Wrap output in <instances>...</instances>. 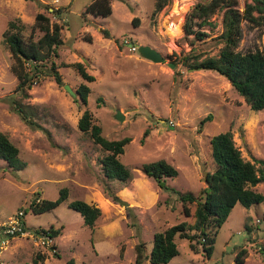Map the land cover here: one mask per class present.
<instances>
[{
  "label": "rangeland",
  "instance_id": "374dc122",
  "mask_svg": "<svg viewBox=\"0 0 264 264\" xmlns=\"http://www.w3.org/2000/svg\"><path fill=\"white\" fill-rule=\"evenodd\" d=\"M93 1L0 0V132L17 144L26 164L22 169L12 168L0 159V223L23 210L30 230L64 226L63 234L55 239L56 251L39 246L32 238H12L2 253L5 264H34L37 254L44 255L40 264H68L71 258L76 264H136L138 244H144V253L149 254L156 232L194 220L184 213L178 193L162 189L143 171L144 163L168 161L179 174L168 178L167 185L199 195L207 186L206 172L215 167L212 136L231 130L247 160L264 159V109L252 110L217 71L190 69L183 63L190 53L219 55L222 12L209 19L212 28L205 27H210V34L199 40L186 34L185 23L201 0H170L156 14L155 0H111L113 13L107 17L86 12ZM239 1L244 9L246 0ZM58 8L60 15L54 12ZM41 12L52 23L63 25L64 44L55 61L64 82L60 85L45 74L29 96L22 97L36 112L31 124L13 104L21 96L16 90L19 79L12 70L14 57L3 34L8 22L19 18L28 26L25 35H30ZM242 27L238 49L264 50V25L251 27L243 21ZM40 36L37 30L35 38ZM139 45H150L166 60L154 62L142 56ZM77 61L86 64L94 81L85 80L66 65ZM82 83L91 88L87 105L77 93ZM67 84L77 96L66 89ZM87 108L107 138H132L120 158L133 170L134 178L126 185L108 181L110 193L101 165L105 152L79 128ZM119 110L125 116L123 121L116 118ZM208 114L213 120L200 127ZM146 129L150 133L143 140ZM257 166L264 171V164ZM63 187L70 189L67 201L44 213L33 212L34 199L55 200ZM253 188L264 194V181ZM74 199L101 208L98 227L85 225L82 215L69 207ZM190 208L194 213L196 205L190 204ZM176 241L179 254L167 264H238L236 255L242 247L247 249L244 264H264V201L251 207L236 204L217 235L210 258L193 251L188 239L177 237ZM142 264L153 263L146 257Z\"/></svg>",
  "mask_w": 264,
  "mask_h": 264
},
{
  "label": "trees",
  "instance_id": "16d2710c",
  "mask_svg": "<svg viewBox=\"0 0 264 264\" xmlns=\"http://www.w3.org/2000/svg\"><path fill=\"white\" fill-rule=\"evenodd\" d=\"M170 0H155L153 14L164 9ZM55 13L61 14V9H55ZM87 13L95 16L107 17L113 13L111 0H94L86 8ZM223 13V32L219 36L222 47L218 56L202 57V53H190L183 59V63L190 69H209L224 75L243 96L250 108L255 111L264 109V50L260 48L239 50L240 41L243 37L242 22L247 21L251 27L264 25V0H246L244 9L240 8L239 0H201L195 4L188 13L185 31L187 35L195 36L199 40L205 39L210 34L212 21L209 19L216 13ZM200 19L201 21H199ZM136 23V21H135ZM209 25V29L205 26ZM28 26L21 19H13L8 22L4 31V40L14 57L12 70L19 79L17 93L20 99H13L15 109L21 117L34 124L36 112L32 106L26 105L22 97L29 96V90L38 83L40 78L49 74L57 83L63 85V77L59 71L60 66L55 61L59 57V48L64 44L62 38L63 25L59 22L52 23L45 13H38L36 22L31 26L30 35H25ZM212 28V27H211ZM41 36L35 38L36 32ZM106 37L110 36L104 29ZM88 41H91L89 38ZM74 67L77 72L87 81L92 82L96 77L89 73L86 64L81 61L67 63ZM91 88L82 83L77 90L83 104L87 105ZM213 120V115L208 114L200 122L203 127ZM79 128L89 133L91 138L105 152L101 159L104 177L107 181L105 189L110 193L108 181H116L121 185L134 178L133 170L122 162L120 156L126 151V146L132 140L131 137L121 139H109L103 134V127L95 123L94 115L90 109H86L79 120ZM150 133L145 130L143 140ZM212 157L215 167L207 171L205 181L207 186L196 195L192 191L182 192L175 187L167 185L168 178L178 176L179 170L168 161L161 159L143 164V171L158 186L166 191L176 192L182 202L184 213L194 220H184L154 234V244L149 254L144 253V244L137 245L136 264H142L147 257L153 264H167L179 254L177 237L189 240L191 249L195 252L202 251L208 258L213 255L216 238L222 226L228 220L233 208L237 203L246 207L260 204L264 201V194L255 190L261 181H264V171L259 169L257 163L264 164V159L247 160L241 149L236 145L231 130L212 136L210 140ZM21 150L10 136L0 132V159L7 161L8 166L22 169L26 166L20 158ZM70 196L69 187H63L60 196L55 200H33L31 208L34 213L40 214L56 209ZM190 204L196 208L192 213ZM69 207L78 211L85 225L92 229L98 227L102 210L96 204L84 199H74L69 202ZM39 233H49L51 237L58 238L63 234L64 226H50L47 230L43 227L35 228ZM56 246V245H55ZM54 246V248H56ZM247 249L242 247L237 255L238 264H244ZM44 260L43 254H37L34 264H40ZM68 264H76L75 259L68 260Z\"/></svg>",
  "mask_w": 264,
  "mask_h": 264
},
{
  "label": "built area",
  "instance_id": "2783aa9c",
  "mask_svg": "<svg viewBox=\"0 0 264 264\" xmlns=\"http://www.w3.org/2000/svg\"><path fill=\"white\" fill-rule=\"evenodd\" d=\"M171 124L174 123L171 121ZM39 202H41V198L37 200V203ZM24 217L25 212L20 210L14 216H10L8 220L0 223V264H5L2 253L8 248L11 239L16 237L32 238L39 243V246L42 244L43 246L53 247L56 251V248H54L56 238L51 237L49 233H44L45 231L41 229L39 233L36 229L30 230L24 221ZM44 229L47 230L48 228Z\"/></svg>",
  "mask_w": 264,
  "mask_h": 264
},
{
  "label": "water",
  "instance_id": "95a60500",
  "mask_svg": "<svg viewBox=\"0 0 264 264\" xmlns=\"http://www.w3.org/2000/svg\"><path fill=\"white\" fill-rule=\"evenodd\" d=\"M139 51L142 56L154 62H164L166 60L165 56L159 50L151 47L150 45H139ZM174 65L175 64L172 66L174 67ZM65 87L73 96H77V93L71 88L70 85L67 84ZM116 118H118L120 121L125 119V116L121 110L117 111ZM122 202L126 205L129 204L127 201L122 200Z\"/></svg>",
  "mask_w": 264,
  "mask_h": 264
}]
</instances>
